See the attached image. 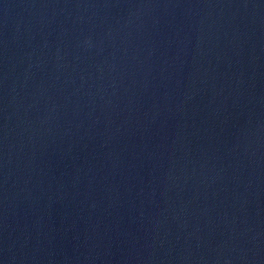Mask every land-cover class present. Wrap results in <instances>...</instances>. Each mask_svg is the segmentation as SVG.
I'll return each instance as SVG.
<instances>
[{
  "label": "water",
  "instance_id": "water-1",
  "mask_svg": "<svg viewBox=\"0 0 264 264\" xmlns=\"http://www.w3.org/2000/svg\"><path fill=\"white\" fill-rule=\"evenodd\" d=\"M0 264H264V0H0Z\"/></svg>",
  "mask_w": 264,
  "mask_h": 264
}]
</instances>
